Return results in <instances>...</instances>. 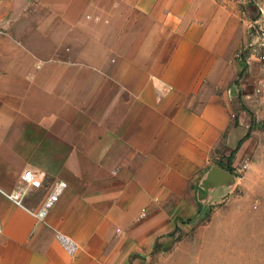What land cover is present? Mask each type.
Segmentation results:
<instances>
[{"label":"crops","instance_id":"crops-1","mask_svg":"<svg viewBox=\"0 0 264 264\" xmlns=\"http://www.w3.org/2000/svg\"><path fill=\"white\" fill-rule=\"evenodd\" d=\"M236 1L0 0V188L24 192V207L0 194V264H144L176 248L202 175L250 146L230 117Z\"/></svg>","mask_w":264,"mask_h":264},{"label":"rangeland","instance_id":"rangeland-1","mask_svg":"<svg viewBox=\"0 0 264 264\" xmlns=\"http://www.w3.org/2000/svg\"><path fill=\"white\" fill-rule=\"evenodd\" d=\"M236 9L239 44L228 86L238 90L230 117L235 123L239 112L245 116L250 146L231 161L235 182L197 200L176 248L161 245L144 264H264V87L256 90L264 85V0H238ZM215 165L227 170V158Z\"/></svg>","mask_w":264,"mask_h":264},{"label":"built area","instance_id":"built-area-1","mask_svg":"<svg viewBox=\"0 0 264 264\" xmlns=\"http://www.w3.org/2000/svg\"><path fill=\"white\" fill-rule=\"evenodd\" d=\"M242 1V0H239ZM264 59V55L262 56ZM257 87V91L260 90V87H264L263 84H259ZM22 180L25 184H27L30 188L38 189L41 187L42 183L39 179L38 175L31 169H25L22 172ZM66 184L63 181H58L54 183L49 190L47 196L43 200L42 204L35 211H31V214L37 219V221H43L47 215V212L55 205L58 201L60 194L63 192ZM0 194L9 199L17 206L24 207L23 205V196L24 192L20 189H14L12 191H5L0 188ZM57 240L61 243L64 249L69 253L73 254L76 250V244L68 238L66 235L61 233H56Z\"/></svg>","mask_w":264,"mask_h":264},{"label":"water","instance_id":"water-1","mask_svg":"<svg viewBox=\"0 0 264 264\" xmlns=\"http://www.w3.org/2000/svg\"><path fill=\"white\" fill-rule=\"evenodd\" d=\"M235 179V176L228 170L217 165L210 166L199 181V188L196 193L197 200L203 202L206 198L209 199L217 188L230 187Z\"/></svg>","mask_w":264,"mask_h":264},{"label":"trees","instance_id":"trees-1","mask_svg":"<svg viewBox=\"0 0 264 264\" xmlns=\"http://www.w3.org/2000/svg\"><path fill=\"white\" fill-rule=\"evenodd\" d=\"M246 137H248V133L243 137V139L246 138ZM239 145H240V142H239ZM237 148H238V147H236V148L231 152V154L227 157V165L225 166V168H226L227 170L231 171V172H233V168L230 166V164H231L232 157H233L234 153L236 152Z\"/></svg>","mask_w":264,"mask_h":264}]
</instances>
